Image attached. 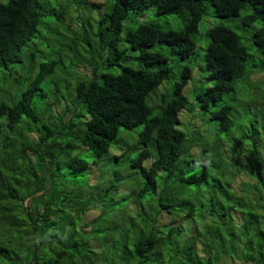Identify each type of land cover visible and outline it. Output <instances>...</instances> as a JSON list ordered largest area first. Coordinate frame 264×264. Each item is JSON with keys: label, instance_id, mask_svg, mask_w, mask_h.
I'll return each mask as SVG.
<instances>
[{"label": "trees", "instance_id": "16d2710c", "mask_svg": "<svg viewBox=\"0 0 264 264\" xmlns=\"http://www.w3.org/2000/svg\"><path fill=\"white\" fill-rule=\"evenodd\" d=\"M105 5L0 0V264H264V0H113L37 65L61 37L49 22ZM209 6L221 23L195 80ZM152 8L183 27L135 26ZM235 21L258 25L261 64ZM81 45L91 72L55 113Z\"/></svg>", "mask_w": 264, "mask_h": 264}, {"label": "rangeland", "instance_id": "374dc122", "mask_svg": "<svg viewBox=\"0 0 264 264\" xmlns=\"http://www.w3.org/2000/svg\"><path fill=\"white\" fill-rule=\"evenodd\" d=\"M3 1L5 3L7 2V0H3ZM85 1H87L88 4H92V3L93 4L94 3L95 4H105L106 3V5L103 8V10H101V11L96 10V11L90 12V11L84 10V11H79L80 13L75 12L74 6H73L72 10L69 12L70 13L69 17L65 18L66 22L64 20H62L61 23L60 22L54 23V21L49 22L50 28L52 27L53 24H55L54 27L56 26V28L58 29V32L60 30L59 33H60L61 37H59V35H57V36L55 35L54 40H52V42H51L52 46L41 45V47L39 48V53L37 54V56H41V57L38 58L37 65H39V63L41 61L49 60V58L51 57V56H49V53H51L52 55L59 53V50L64 48L63 44H67V45L71 44L72 45V43H71L72 40L61 39L62 36L64 38L71 37L70 33H66V35H68V36H66L63 33L64 31L62 29V26H64L66 29L70 28V31H75V30L79 29L80 26L83 25L82 23L84 21L85 27H86L89 35L91 33H93V34L97 33L98 24L96 25V23L100 19V17L105 13L106 8L111 7L113 0H85ZM56 8L58 9V11H60V9L63 7H56ZM79 17H80V19H79ZM147 23L158 24V25L162 26L164 29H173V30H180L184 24L181 17H177V16L158 17V16H156L155 8L150 9L144 15V17L137 20L134 23V25L138 26L140 24H147ZM220 23L221 22H219L218 20H216L214 18V9L209 6L207 8V12H206L205 17L203 18V20L201 21V23L199 25V33L195 37V42H196L195 54L197 55L196 68L194 71V79L195 80H197L199 78L198 73H200V68H204V70H205L204 55L206 52L207 45L209 43V38L206 37V35H207L208 31H210L213 27H215L217 24H220ZM225 25L228 26V28H232V29H234L235 27L238 28L236 30V32L238 35L241 36L244 45L247 47V49L249 51V55H250L249 63H250V65L261 64L262 58L257 54L255 47L251 43V39H252L253 35L251 36L250 40H247V35L250 36L252 34V32L255 30V28H258V25H255L253 28H251L249 30L244 29L238 21H235L234 23L225 22ZM61 32L63 33V35ZM80 35H83V34H80ZM95 46H96V49H98V50L102 49V46L99 44L98 41H97V45H95ZM88 48L89 47H87V46L85 48L84 45H81V48H80L81 52H78L80 54V57L77 58L75 55L76 60L74 59V57L72 55H71V58L69 57V55L65 56L66 57V61L64 62L65 66L61 67L58 70V75L61 79H58V81H60V82L58 83L57 88L60 91L61 100L58 104H56L58 109H55V113H59V112L63 111V109L65 108V106L67 104L66 103L67 98L72 99L71 90H72V88L75 87L78 80L85 79L87 77L86 75H83L82 73L90 74L91 69L88 67L87 61L90 59L89 57H91V54L88 52L89 51ZM86 51L89 54H87ZM52 52H54V53H52ZM83 53H86V55L89 57H87V59L85 60L84 63H82L80 65H76V62L78 61V59L81 60V56L83 55ZM43 56H45L47 58H44ZM86 67H88V68H86ZM108 70H109L108 68L102 67L101 71L99 72V76L102 73L108 72ZM88 78H90V76H88ZM261 78H262V76L258 75L255 77L254 80H258ZM193 87H194V85L191 84L188 87V89L186 90V92H190ZM44 90L47 92V94L49 96L50 88L47 85H44ZM188 96L190 97V95H188ZM63 97H65L66 99ZM191 102L194 104L193 98L191 99ZM70 104L72 105L71 101H70ZM130 135H132V137L135 140L137 139V132L136 131L130 133ZM129 144L132 145L131 143H129ZM86 159L89 161L92 160L90 156H88ZM50 163H51V161H49V160L45 161L46 166L50 167ZM40 171H42V169ZM41 174H42V172H40V177H41ZM19 178H21V177H19ZM23 181L25 182V180H23ZM48 184H54L55 186L59 185V183H57L56 180H52L50 182L49 178L47 179V185Z\"/></svg>", "mask_w": 264, "mask_h": 264}]
</instances>
